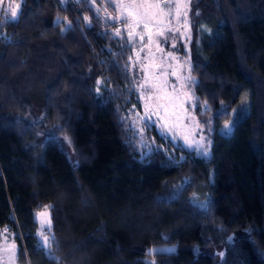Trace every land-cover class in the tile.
Masks as SVG:
<instances>
[{
    "label": "trees",
    "instance_id": "obj_1",
    "mask_svg": "<svg viewBox=\"0 0 264 264\" xmlns=\"http://www.w3.org/2000/svg\"><path fill=\"white\" fill-rule=\"evenodd\" d=\"M9 2L0 236L13 234L17 262L26 251L30 264H264V0L190 1L192 110L207 155L157 128L142 152L127 118L140 66L113 32L121 14L110 0H15V20ZM163 245L176 253H153Z\"/></svg>",
    "mask_w": 264,
    "mask_h": 264
},
{
    "label": "rangeland",
    "instance_id": "obj_2",
    "mask_svg": "<svg viewBox=\"0 0 264 264\" xmlns=\"http://www.w3.org/2000/svg\"><path fill=\"white\" fill-rule=\"evenodd\" d=\"M117 8L118 3H131L132 0H110ZM190 1L191 0H135L136 3H162L165 11H171V22L164 20V32L157 35L159 28L153 30L151 41L148 33L143 28L137 32L144 34L141 41L139 35L129 39L127 26V10L124 11L123 22H116L113 32L126 45L132 48V62L140 66V78L136 81L137 103H133V110L127 115L133 132L138 135V141L145 154L150 151L152 139L149 137L152 129L157 128L164 138L183 147L189 154L192 152H204L208 146V135L205 128H200L193 114V79L190 76L188 58V43L190 40ZM15 3V0L12 1ZM9 5V4H8ZM7 5V8H9ZM177 5L179 17L177 16ZM10 11V10H9ZM117 13L121 12L117 9ZM114 14V13H113ZM115 16V14H114ZM111 19V18H110ZM117 29L121 34L117 35ZM184 49V53L179 50ZM181 51V52H180ZM167 81V85H164ZM173 85L175 87L173 88ZM145 105H148L146 110ZM187 137V143L185 142ZM204 137V140H201ZM200 144L202 147H197ZM47 211L48 218H43L39 213ZM34 220L38 224L37 237L40 246L44 247L41 235L50 232V213L48 209H42L34 213ZM237 234L231 236V239ZM15 246V259L5 249ZM46 248V247H45ZM208 251L219 259L222 248H209ZM17 243L10 231L3 229L0 236V264H19L16 259ZM25 264H27L26 255ZM21 264V263H20Z\"/></svg>",
    "mask_w": 264,
    "mask_h": 264
},
{
    "label": "snow or ice",
    "instance_id": "obj_3",
    "mask_svg": "<svg viewBox=\"0 0 264 264\" xmlns=\"http://www.w3.org/2000/svg\"><path fill=\"white\" fill-rule=\"evenodd\" d=\"M11 17L13 20H15L18 17V10L20 8V4L13 3L12 0H10L8 5ZM179 7L180 5H177V16L179 17ZM117 9L121 12V15L114 17L115 20H119L123 22L125 19L124 11L127 10V19L130 21L127 26L128 36L129 39L132 40L134 35H139L141 41L144 40V34L137 32V29L143 28L147 31L149 41H151L153 30L156 28H159L160 31L157 33V35H162L164 32V20L165 18H168L169 23L171 22V11H165V6L162 5V3H136L135 0H132L131 3H118ZM87 19V17L85 18ZM117 35L121 34V30L117 29L116 31ZM98 84L100 81L97 82ZM194 83V81H193ZM164 85H167V81H164ZM175 85H173V88ZM146 110L148 109V105H145ZM221 115V114H218ZM234 123V121L232 122ZM232 124L226 123L224 125V134L227 135L231 131ZM201 140H204V137H201ZM185 142L187 143V137H185ZM197 147H202V145L198 144ZM204 155H207V151L205 150ZM43 220H47L48 213L47 211L39 213ZM43 241H44V247H51V243L49 241V238L47 235H43V230L41 232ZM6 252H9L13 259H15V246L13 245L11 249H5Z\"/></svg>",
    "mask_w": 264,
    "mask_h": 264
},
{
    "label": "water",
    "instance_id": "obj_4",
    "mask_svg": "<svg viewBox=\"0 0 264 264\" xmlns=\"http://www.w3.org/2000/svg\"><path fill=\"white\" fill-rule=\"evenodd\" d=\"M177 247L174 246H157L153 249V253L157 255H171L176 253Z\"/></svg>",
    "mask_w": 264,
    "mask_h": 264
},
{
    "label": "built area",
    "instance_id": "obj_5",
    "mask_svg": "<svg viewBox=\"0 0 264 264\" xmlns=\"http://www.w3.org/2000/svg\"><path fill=\"white\" fill-rule=\"evenodd\" d=\"M4 230L8 231L9 229L7 227L4 228ZM19 236L21 237L20 233H19ZM21 239V238H20ZM25 255H26V251H25ZM26 260H27V264H30L29 261H28V257L26 255Z\"/></svg>",
    "mask_w": 264,
    "mask_h": 264
}]
</instances>
